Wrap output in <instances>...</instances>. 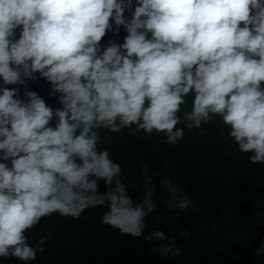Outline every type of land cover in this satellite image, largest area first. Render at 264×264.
<instances>
[{"label": "clouds", "instance_id": "9594fccd", "mask_svg": "<svg viewBox=\"0 0 264 264\" xmlns=\"http://www.w3.org/2000/svg\"><path fill=\"white\" fill-rule=\"evenodd\" d=\"M121 28L123 43L102 45ZM37 79L60 107L27 90ZM0 82V257L34 261L47 236L33 247L26 232L42 218L97 206L103 224L176 257L174 238L144 235L157 208L147 163L134 202L100 133L155 132L175 145L219 117L237 151L264 163V0H0ZM10 85H24L23 98ZM160 186L170 206H192L171 179Z\"/></svg>", "mask_w": 264, "mask_h": 264}, {"label": "trees", "instance_id": "16d2710c", "mask_svg": "<svg viewBox=\"0 0 264 264\" xmlns=\"http://www.w3.org/2000/svg\"><path fill=\"white\" fill-rule=\"evenodd\" d=\"M125 16L131 18L128 12ZM126 35L123 28L119 34L108 32L102 45L110 40L123 43ZM26 86L48 106L60 107L45 80H28ZM8 87L19 88L23 98L24 85ZM190 107L191 98L181 111ZM219 119L202 125L205 135L185 129L183 139L175 145L166 144L164 135L155 132L146 135L141 131L135 136L129 129L100 133L104 143L98 147L108 148L113 162L121 165L122 182L134 202L142 199L147 163L157 208L145 218L144 235L163 231L166 238L175 239L181 249L179 256L161 257L159 241L153 244L143 237L121 235L102 223L107 208L97 206L84 210L78 219L59 214L42 218L26 235L33 247L47 236L44 251L37 252L28 264H264V253L257 255L264 245V163L253 164L251 153L238 152L234 142L226 139L229 129L216 122ZM165 178L190 198L191 207L180 211L170 206L168 193L160 186ZM99 190L106 191L103 181ZM185 230L187 239L181 235ZM0 264L23 262L0 257Z\"/></svg>", "mask_w": 264, "mask_h": 264}]
</instances>
